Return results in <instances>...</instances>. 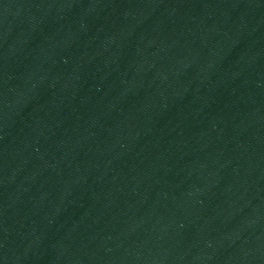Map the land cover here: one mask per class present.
<instances>
[{
  "label": "water",
  "instance_id": "1",
  "mask_svg": "<svg viewBox=\"0 0 264 264\" xmlns=\"http://www.w3.org/2000/svg\"><path fill=\"white\" fill-rule=\"evenodd\" d=\"M0 264H264V0H0Z\"/></svg>",
  "mask_w": 264,
  "mask_h": 264
}]
</instances>
